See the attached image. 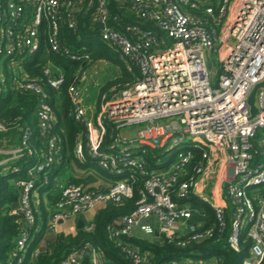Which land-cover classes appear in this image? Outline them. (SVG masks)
Masks as SVG:
<instances>
[{"label": "built area", "instance_id": "obj_1", "mask_svg": "<svg viewBox=\"0 0 264 264\" xmlns=\"http://www.w3.org/2000/svg\"><path fill=\"white\" fill-rule=\"evenodd\" d=\"M118 1L128 3L139 19L154 22L164 35L133 23L123 25L116 17L111 21L108 0H98L93 20L104 24L102 40L136 66L140 76L119 93L103 94L94 104H87L81 85L88 80L89 70L81 73L79 85L71 87L73 117L86 127V133L85 142L77 141L75 153L82 161L89 155L118 179L107 190L64 187L65 199L46 223L47 230L55 232L61 220L84 214L100 203L131 196L133 184L142 177L134 211L108 227L109 238L133 264L149 262L129 240L137 229L146 235L158 231L170 241L177 239L181 247L214 240L240 252L248 241V256L242 264H264V0ZM83 3L0 0V61L13 69L14 85L38 97L36 113L46 139L41 150L44 159L29 170L30 178L17 182L20 207L13 212L22 213L28 228L36 222L32 192L38 173L48 169L62 149L50 134L56 116L43 82L58 90L64 73L47 62L44 77H30L25 65L40 52L43 30L51 51L76 61L89 58L61 40L63 20L76 29ZM4 83L1 70L0 90ZM256 86V113L252 114L249 97ZM109 126L120 130L109 146L112 151L103 146ZM6 129L0 121V132ZM124 130L134 135L126 140L121 136ZM30 137L26 130L20 145L0 148V165L31 153ZM170 142L172 146L189 144L176 153L170 167L150 169L142 154L148 148L163 149ZM191 198L213 210V225L191 221L200 212L189 202ZM28 241L23 231L17 241L21 252L26 251ZM90 254L92 264H104L95 250ZM13 255L17 263L23 261L17 252ZM82 259L80 252H71L60 264H82Z\"/></svg>", "mask_w": 264, "mask_h": 264}, {"label": "trees", "instance_id": "obj_2", "mask_svg": "<svg viewBox=\"0 0 264 264\" xmlns=\"http://www.w3.org/2000/svg\"><path fill=\"white\" fill-rule=\"evenodd\" d=\"M97 3L98 0H84L76 29H71L65 20L61 24L63 44L73 52L87 53L89 58L76 61L59 52L51 51L45 43L46 31L43 30L41 34L43 45L40 52L32 62L25 65V70L30 77H44L42 69L47 62H52L64 73V83L58 90L49 86L46 81L43 82L56 116L50 134L56 137L62 149L56 161L48 169L38 173L32 192L36 222L30 228L25 225L21 212H13L20 203L21 190L17 182L30 178L29 170L44 159L41 150L46 147V139L39 128L36 113L38 97L22 91L13 84V69L7 61L0 64V71L2 70L5 76V83L0 90V121L7 128L0 132V147H6L5 142L18 146L22 143L26 130L31 134L28 140L31 153L26 151L21 158L9 160L0 165V264H60L71 252H80L83 255L82 264H92L90 253L93 250L99 253L104 264H133L131 257L109 238L108 227L116 225L123 217L134 211L141 197L144 182L142 177L133 184L131 196L118 202L104 203L97 209L90 226L77 229L75 233H58L55 240L49 242L46 248L38 250V245L47 230L46 219L49 214L52 215L57 211L58 204L65 199L64 187L82 185L91 189H101L94 185L99 178H105L110 182L118 179L114 174L102 169L89 155L86 154L85 161H82L75 153L77 141L82 139L85 142L86 133V127L73 117L75 105L72 101L71 87L79 85L81 73L89 70L95 63L103 61L109 63L116 71L115 76L99 86L98 100L103 94L111 97L110 94L119 93L140 76L136 66L120 58L118 52L102 40L101 30L93 20ZM108 8L111 21H114L116 17L123 25L133 23L152 29L159 35L163 34L154 22L139 19L128 3L108 0ZM119 133L120 130L115 127H108L103 145L107 151H112L109 146ZM161 153V148H148L146 153L142 154L150 169L163 170L173 164L176 156L163 163L159 158ZM2 157L0 155V159ZM189 202L206 215L204 227L214 224L215 214L208 205L192 198ZM197 218L198 216L194 214L192 220L195 221ZM37 228L40 231H37ZM23 231L28 233L29 238L24 253L17 246ZM129 240L138 245L147 255L148 264H168L173 260L180 264H209L215 259H221L218 264H242L248 256L249 247V242L244 241L242 244L244 248L240 252H235L223 248L214 240L181 247L177 244V239L170 241L163 234L155 232L145 236L135 232ZM13 252H17L20 257L23 256V261L17 263Z\"/></svg>", "mask_w": 264, "mask_h": 264}, {"label": "crops", "instance_id": "obj_3", "mask_svg": "<svg viewBox=\"0 0 264 264\" xmlns=\"http://www.w3.org/2000/svg\"><path fill=\"white\" fill-rule=\"evenodd\" d=\"M99 63L102 64L101 70L97 69V67L96 68H92L94 66L93 65L88 71L89 72V77H91V76L94 77L95 81L93 79H90L88 81V82H90L89 85L88 86H86V85L84 86L85 87L84 91L86 92L85 97L87 99L86 103H87V101H89V104H94L98 100V97H97L98 91L94 92V91L91 90V88L94 86L93 84L97 81L99 86L100 85H104L107 82V80L112 78V77H110V72H111V70L113 71V68L109 65V63L104 62V61L103 62H99ZM104 67H107V69H109V71L104 70ZM101 75H103L105 80L100 83ZM97 78L99 79V81L97 80ZM99 86H97V88H99ZM113 95L110 94V96H113ZM5 144L4 145L6 147H0V148L11 149V148H15L16 147V144H14V143H9L8 144V142H5ZM110 184H111L110 180H106L105 178L104 179L103 178H99L98 181L94 185L96 187H99V188L103 189V190H107L109 188ZM34 195H36V194H34ZM103 204L104 203L98 204L96 208H94L93 210H90V211H88V212H86L84 214H80L78 216H70L66 220H61L60 224L58 226V230H56L55 232H53L51 230H45L44 235H43V239H41L40 244L38 245V250H43L44 248H46V246L48 245L49 242H52V241L55 240V237H56V235L58 233H61V232L75 233L77 231V229H79L78 228V221L79 220L83 221L84 226H90L92 224L93 220H94L95 213H96L97 209H99ZM19 207H20V203H19ZM195 215H197L198 218H199V219L197 218V220H195V221H202L203 224H204V219H205L206 215L202 211L197 212ZM50 216H51V214H49L48 218L46 219V223L49 221ZM191 221H193V220H191ZM155 233L158 234V231H156Z\"/></svg>", "mask_w": 264, "mask_h": 264}, {"label": "rangeland", "instance_id": "obj_4", "mask_svg": "<svg viewBox=\"0 0 264 264\" xmlns=\"http://www.w3.org/2000/svg\"><path fill=\"white\" fill-rule=\"evenodd\" d=\"M2 62L3 61H0V64L2 65ZM97 67V69H100L101 70V68H102V64L101 63H96L92 68H96ZM108 67V66H107ZM107 67H104V70H106V71H109V69H107ZM112 69V68H111ZM99 73V72H98ZM115 73H116V71L115 70H111V72H110V77H113V76H115ZM101 80H100V83L102 82V81H104L105 80V78L103 77V75H101ZM90 79H93L94 81H95V78L94 77H89L88 78V80L86 81V82H84L82 85H81V89H82V94H83V97H84V100L86 101L87 99H86V97H85V95H86V92L84 91V89H85V85L86 86H88L89 85V83L90 82H88ZM97 80L99 81V79L97 78ZM216 79H214L213 80V85L214 86H216ZM94 86L91 88V90L92 91H94V92H97L98 91V88H97V85L94 83L93 84ZM87 104H89V101H87ZM132 135H134V131L133 132H130V131H127V130H124V131H122L121 132V136H122V138H125L126 140L127 139H130V137H132ZM187 144H189V142H182L180 145H177V146H172V143L170 142L165 148H163L162 149V153H161V156L159 157L160 159H162L161 160V162H165V161H168V160H170L171 158H173L175 155H176V153L180 150V149H182L185 145H187ZM129 145H130V141H128L127 142V146L129 147ZM141 233V234H143L144 236L146 235L145 233H143L142 232V230H140V229H137L136 230V233Z\"/></svg>", "mask_w": 264, "mask_h": 264}, {"label": "water", "instance_id": "obj_5", "mask_svg": "<svg viewBox=\"0 0 264 264\" xmlns=\"http://www.w3.org/2000/svg\"><path fill=\"white\" fill-rule=\"evenodd\" d=\"M98 27L99 28H103L104 27V24L103 23H100L99 25H98ZM261 85H264V82L261 84ZM259 86V85H258ZM258 86H256V88L252 91V93H251V95H250V97H249V104L251 105V112H252V114H254V113H256V107H255V105H254V100H255V91H256V89L258 88ZM109 203H111V201H109ZM84 226V224H83V221L82 220H79L78 221V228L80 229V228H82Z\"/></svg>", "mask_w": 264, "mask_h": 264}]
</instances>
